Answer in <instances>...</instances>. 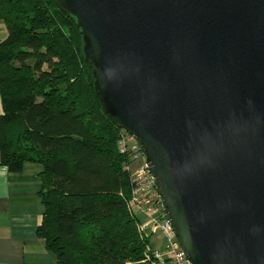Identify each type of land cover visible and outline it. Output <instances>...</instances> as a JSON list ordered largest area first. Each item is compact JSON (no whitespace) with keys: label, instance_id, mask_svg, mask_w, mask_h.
Listing matches in <instances>:
<instances>
[{"label":"water","instance_id":"95a60500","mask_svg":"<svg viewBox=\"0 0 264 264\" xmlns=\"http://www.w3.org/2000/svg\"><path fill=\"white\" fill-rule=\"evenodd\" d=\"M54 2L189 263L264 264V0Z\"/></svg>","mask_w":264,"mask_h":264},{"label":"trees","instance_id":"16d2710c","mask_svg":"<svg viewBox=\"0 0 264 264\" xmlns=\"http://www.w3.org/2000/svg\"><path fill=\"white\" fill-rule=\"evenodd\" d=\"M0 161L42 165L37 237L58 264H160L130 209L131 160L103 108L76 19L54 0H0Z\"/></svg>","mask_w":264,"mask_h":264},{"label":"crops","instance_id":"0c3cea01","mask_svg":"<svg viewBox=\"0 0 264 264\" xmlns=\"http://www.w3.org/2000/svg\"><path fill=\"white\" fill-rule=\"evenodd\" d=\"M7 34L0 21V42ZM3 111L0 95V115ZM42 172V165L31 162L20 172H10L0 161V264H58L56 255L36 235L45 211L40 197ZM152 234L150 250L167 246L159 231Z\"/></svg>","mask_w":264,"mask_h":264},{"label":"built area","instance_id":"2783aa9c","mask_svg":"<svg viewBox=\"0 0 264 264\" xmlns=\"http://www.w3.org/2000/svg\"><path fill=\"white\" fill-rule=\"evenodd\" d=\"M119 141V149L131 163L130 209L140 220L139 228L144 233L159 231L167 241V246L153 251L160 264H190L177 239L174 227L164 211L161 196L154 177L147 165V158L137 139L124 131Z\"/></svg>","mask_w":264,"mask_h":264},{"label":"rangeland","instance_id":"374dc122","mask_svg":"<svg viewBox=\"0 0 264 264\" xmlns=\"http://www.w3.org/2000/svg\"><path fill=\"white\" fill-rule=\"evenodd\" d=\"M5 38H3V40H4ZM150 234V233H149ZM154 241H155V239H154Z\"/></svg>","mask_w":264,"mask_h":264}]
</instances>
